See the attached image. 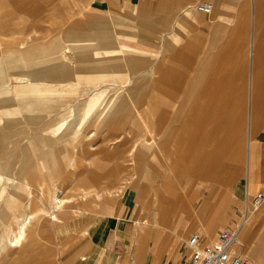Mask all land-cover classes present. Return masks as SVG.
<instances>
[{"label": "rangeland", "instance_id": "374dc122", "mask_svg": "<svg viewBox=\"0 0 264 264\" xmlns=\"http://www.w3.org/2000/svg\"><path fill=\"white\" fill-rule=\"evenodd\" d=\"M204 3L214 5L212 17L204 13L198 18L196 16L198 12L195 8ZM101 4L102 3H100V1L97 2V0H0V71H2L0 83H3L9 91L15 93L12 96V108L9 106L4 108L6 117L4 120L0 118V203L4 200L5 196L10 195V191L13 189L10 186L14 185L17 179L25 177L30 184H32L31 203H29L28 210L34 211L42 207H50V203H44L43 200L45 198L42 199L41 196L43 194L48 195V187L46 185L45 188L42 189V186L39 185L45 182L47 184L49 183L50 193L58 196L59 200L65 201L64 210L58 214L63 222H58L56 224L57 227L62 229L69 225H73V222L81 219L83 222V237L87 236V228L90 225L89 221L91 219L101 217L102 220H104L112 213L118 215L120 208L127 204L137 203L135 210L137 220L145 216L146 208L149 206L150 223L157 225L162 224L163 226H167V224L161 223V214L170 210V208L165 209L163 207H156L155 204L170 202H168V199L165 197L163 198L161 194H159L158 197L156 196L157 200L154 202V187H150L146 190L139 185L141 180L140 172L133 168V166L137 167L134 159L137 155V151L135 157L134 153L130 151L137 138H134L133 129L123 130L120 127L108 126L109 122L106 121L108 117H104L102 114L106 109L104 102L107 98H112V96H106L105 90L109 88L107 95L113 94L114 92L123 93L126 88L131 87L133 84V80H129V76L131 79L135 75H158L154 72L162 57L165 41L171 40L174 45L177 44L175 46L176 49L186 44L189 39L198 37H202V40L198 42L199 44L201 43L202 49L205 48V45L212 38L219 39L218 44L220 45L228 43L232 34V29L238 27V18L242 19L243 28L248 29V35L246 37L247 47L226 48V56L224 58L218 56L219 54L217 52L220 50L223 51V49H215V55L214 49L210 48L209 54L212 55V59L214 56V59L211 62L208 61L206 66L207 68L209 67L210 75L227 76L236 75L237 73H239V75H245L244 69L241 67L242 60L244 61V59L247 64L246 75H250L251 68V48L248 43L250 38L249 25L251 23L253 8L252 0H194L183 9L174 7V0H142L140 7L138 5V0H119L118 6H113L112 8L104 6L108 12H102L99 15L101 19L111 21L114 18H109V12L111 14H118L129 20L132 24H135V28L142 27L147 30L148 35L145 39L131 43V50L133 49L136 51L130 58L133 59V63L124 65L123 62L125 61L120 60L122 65L120 68L115 69L114 72L108 70L107 72L97 73L98 71L106 69L107 56L100 53V49L95 47L94 42L93 45H90V41L87 43H77V45L81 46L78 50L96 53L94 56L89 55L83 59V63H88L90 73L74 74V71H79V67H77L71 71L74 75H71L69 79L70 86L68 85L65 87L77 96L82 94V97L47 96V94L40 92L46 86L45 84L42 86L36 84L35 86L37 89L32 91L33 88L32 85H30L31 80L27 75L31 70L27 71L28 67L26 66L30 64L34 67V65L38 63L42 64L43 60L48 61L49 58L47 60V56H45L43 52L48 48L58 47V44L60 45L58 40L62 42L57 53L65 56L68 60L70 58L72 64L78 65V62H76L77 59L74 60L71 58V53L68 49V46L74 42V36L78 35V33L73 31V21L82 22L88 18L89 14L99 13L98 10ZM220 8L222 10L221 13L218 12ZM186 10H192V14L184 17L183 14ZM177 11L179 14H171ZM138 12L142 13L139 15L140 18L136 16ZM244 13H246V15H244ZM142 19L150 20L151 23L144 25L141 21ZM42 25L49 27L51 31H41ZM11 26L13 28H28L30 30L38 28V31L15 32L7 30L10 29ZM114 26L119 32L125 30L124 32L130 33L128 29H122L126 28L125 26L123 27L117 23H114ZM29 35L31 39L28 40ZM16 36L18 37L16 38ZM24 40H28L27 45L24 48H19L20 43ZM71 40L72 43H68ZM65 42L66 44H64ZM17 49L26 52V54L21 53L24 56L17 55L22 58L25 63L21 62L19 65L17 63L10 65L7 62L9 57L8 54L10 55L8 51ZM102 49L105 53H110V49L105 47ZM119 49L120 48L113 49V58L121 57ZM55 53L56 52H54V54ZM11 55L14 58L16 54L11 53ZM80 61L81 59H79V62ZM91 62L97 64H91ZM63 64L64 63H61V65ZM107 64L111 65L112 63L108 61ZM114 67L117 66L115 65ZM59 69L65 68L61 66ZM106 75H113L116 78H111L106 81ZM120 75L124 79L123 82L117 78V76ZM52 76L53 75H48L50 79H52ZM74 77L77 80H74ZM79 79H82L80 84L72 86L74 81V83H79ZM55 80L58 82L68 81H66V79ZM137 82L138 81L135 80L133 87L137 86ZM94 89L98 91L94 92L96 95H91ZM16 94L18 95L17 97H15ZM48 99L50 100L44 101ZM6 103L9 104L8 101ZM94 107L96 108L92 111V117L82 130L80 129V132L78 128L79 122L84 121L86 112ZM30 108L31 110L28 111ZM72 109H79L81 112L77 118L76 124L72 128V130L74 129L73 134L67 133L65 135L66 131L69 129V124L66 123V125H64L61 119L69 117L72 114ZM111 122L112 121H110V123ZM76 131H79V133L77 132L78 135L74 134ZM89 132L94 133L90 142L86 141L84 138V135ZM262 135L264 136V131H262ZM38 136L53 139L50 140L53 141L52 146L61 148L65 145L68 148L66 150V158L63 159L61 163L58 162L59 168L55 174H43L37 170L38 168H35L41 164V160L48 156L46 154L47 151L42 149L39 150L38 145L41 144ZM263 136H261L256 150L259 152L261 160L263 159V164L259 169L257 177L264 185ZM76 137L78 139L74 141ZM122 137L126 138V140L129 139V144L123 145ZM91 146L93 149H90ZM34 147H36V149L33 150ZM59 156L61 155H57L56 159ZM73 164L76 168L72 167ZM245 182V175L237 172L235 185L240 186V188L242 187V194L239 196V200L234 198L233 206L235 211L228 222L210 237L200 228L186 229L183 226L180 227L182 228L181 237L176 238L163 264H171L174 260L176 251L179 249H182V256L175 264H189L190 249L187 241L195 232L204 235L208 243L216 241L220 232L230 227L233 220L238 218L239 211H244L245 209L247 197L244 188ZM89 187L91 189H89ZM263 187L264 186H260L258 189L252 190V195L257 193L264 194ZM2 188L6 189V191H2ZM86 188H88L87 191H85ZM204 192L205 191H203V193ZM29 193L28 190L24 189L21 193L22 196L16 201L14 208L26 203ZM189 202L190 204L198 203V201L194 199ZM80 211H82V213H80ZM181 218V215L176 217L179 221ZM48 221V217H40L37 220H32V222L28 224V233L34 229L36 224L40 227L35 239L38 241V246L34 245L33 250L35 252L31 255L29 264L72 263V257L76 258V252L84 251V245L87 244L85 238L74 243L73 236L76 234L81 235V233H73V228L71 227H68L65 231L59 230V232H56L57 230L53 227L50 228L47 226ZM10 222H14L13 217L10 218ZM151 224L145 223L143 224L144 227L141 224V232L143 234L146 233L144 235L142 234L143 237L149 233L150 228L155 229L156 226ZM83 227L85 228L83 229ZM0 229H2V226ZM102 234L103 232L101 230L92 235L94 240L93 243H91L92 246L93 244L95 245V242L97 239H100ZM254 235L255 237L253 238ZM117 237L121 240H118L119 242H117L114 248L115 250L112 252L115 264H147L150 261L151 250L148 246L144 249L142 257L138 258V251H136L137 256L135 254L136 244L131 245L127 251L124 248L123 237L118 235ZM109 238L113 239L115 235L112 233ZM154 241L155 239L151 238L149 243L146 241L145 244L148 243L150 247V244ZM109 242L111 243V241ZM25 243L26 242H24L22 246H19V243L16 247L9 248L7 252L9 257L6 255L0 264L12 262V264H15V262L18 261L17 253L20 252V248L23 247ZM110 243L106 244V248L112 251ZM243 245L244 252L240 253L237 247L234 246L233 250L235 253L246 256L252 260L253 263L260 256L262 258L260 264H264L263 233L253 234L252 230L250 238H248ZM13 257H15V260H13Z\"/></svg>", "mask_w": 264, "mask_h": 264}, {"label": "crops", "instance_id": "0c3cea01", "mask_svg": "<svg viewBox=\"0 0 264 264\" xmlns=\"http://www.w3.org/2000/svg\"><path fill=\"white\" fill-rule=\"evenodd\" d=\"M98 1L102 3L98 10L99 13L89 14L88 18L82 22L73 21V31L78 35L74 36V42L69 46L89 41L93 44L94 42L95 47L100 49V53L107 56L106 69L97 73L108 70L114 72L115 69L121 67L120 60L125 61L124 65L133 63V59L130 58L136 51L131 50V43L145 39L148 33L145 28H135V24L118 14L109 12V18H114L111 21L101 19L99 14L108 12L105 7L118 6L119 0ZM192 1L194 0H174V7L183 9ZM252 1L248 45L250 48L253 46L251 48L253 49L251 50L253 84L250 81L252 75H246V72L245 75H239V73L228 76L210 75L209 67L206 66L210 48L214 49L215 55V49H223V51L217 52L218 56L224 58L226 48L247 47L248 29L243 28L242 19L238 18V27L232 29L228 43L220 45L218 44L219 39L212 38L202 49L201 43H198L202 37H198L189 39L186 44L176 49L177 44L174 45L171 40L165 41L162 57L154 72L158 75H135L131 79L129 76V80H133V84L135 80L138 83L136 87H133L132 84L131 87L126 88L123 92L124 95L122 92L107 95L109 88L105 90L106 96H112L105 101L107 110L115 100L119 99L120 104L118 108L110 110L106 120L109 122L108 126L120 127L123 130L133 129L134 138H137L130 151L134 153V157L137 151L134 158L137 167L133 166V168L140 172L139 185L146 190L154 187V202L159 194L170 202L155 204L156 207L170 208L160 217L161 223L167 224V226L150 223L149 206L146 208L145 216L137 220L135 214L137 203L122 206L118 215L112 213L104 220L101 217L91 219L86 237H83L82 234L83 222L81 219L62 229L50 222L49 227L54 226L56 232L65 231L71 227L73 233H81V235L73 236L74 243L81 241L82 238H85L87 242L84 245V251H77L76 258L72 257V263L69 264H110V262L115 264L112 252H114L118 240H121L117 235L123 237L124 248L127 251L131 245L136 244L135 254L138 251V256L136 254L138 258L142 257L144 249L148 246L151 250V258L147 264H163L176 238L181 237L182 228L180 227L200 228L210 236L228 222L235 211L234 198L239 200V196L242 194V187L235 185L237 172L245 175L246 196L248 193L252 194V190L264 186L257 177L263 159L261 160L259 152L256 150L260 138L263 136L262 131H264V74L257 75L255 79L254 73L257 48L263 49L261 56L264 58V0ZM141 4L142 0H138L139 7ZM195 10L198 12L196 14L198 18L204 14L197 7ZM221 11L220 8L218 12L221 13ZM141 14L138 12L137 18H140ZM171 14H179V12ZM191 14L192 10H186L183 16ZM208 16L212 17V13ZM141 21L144 25L151 23L147 19ZM114 23L125 26L126 28L122 29H128L130 33L124 32L125 30L117 31ZM7 30L28 32L38 31V28L30 30L11 26ZM41 31L47 32L51 29L43 26ZM58 41L60 48L62 41ZM68 43H72V40ZM103 47L110 49V53H105ZM115 48H121L120 58L112 57ZM252 57L250 58L251 67ZM71 58L76 60L75 55H71ZM59 60H48L42 63L44 65L42 75L53 76L52 79L45 81L46 86L40 92L53 97H82V94L77 96L65 87L70 84L71 75L90 73L88 63L81 62L78 65L79 71H74L73 74L68 68L56 69L62 63ZM108 61H111L112 64L108 65ZM69 63L70 58L67 64L69 65ZM115 65L117 67H114ZM26 67H28L27 71L33 69L30 64ZM42 78L44 79V76ZM111 78L116 77L106 75V81ZM117 78L124 81L121 75ZM55 79L68 81L58 82ZM74 80L77 79L74 77ZM81 80H78L79 83H74V81L72 86L80 84ZM95 91L98 90L94 89L91 95L95 94ZM122 138L123 145L129 144V139ZM203 191L205 192L203 193ZM193 199L198 203L190 204L189 201H193ZM178 215L182 216L180 221L176 219ZM260 221H264V214ZM145 223L156 227L155 229L150 228L149 233L143 237L146 233L141 232V224ZM101 230L103 234L92 246L91 243L94 241L92 235ZM37 233L38 228L29 233L31 238L28 237L29 240L20 248V252L17 253L18 261L15 264H29V259L35 252L34 245L38 246V241L35 240ZM112 233L115 235L113 239L109 238ZM151 238H154L155 241L149 247L148 243ZM146 241H148L147 244H145ZM107 243L111 244L112 251L106 248ZM81 255H85L86 259H82ZM181 256L182 249H179L171 264L177 263Z\"/></svg>", "mask_w": 264, "mask_h": 264}, {"label": "bare ground", "instance_id": "6f19581e", "mask_svg": "<svg viewBox=\"0 0 264 264\" xmlns=\"http://www.w3.org/2000/svg\"><path fill=\"white\" fill-rule=\"evenodd\" d=\"M202 5H208L209 7V11H206L202 8ZM198 10L201 11L202 13H206V14H210L213 12V8L214 6L212 4H201V5H198L197 6ZM253 22V21H252ZM253 25V23H252ZM28 40L31 39L30 35L28 36ZM28 40H24L20 43L19 45V48H24L26 45H27V41ZM250 41H253V40H250ZM66 44V42H65ZM253 44V42H252ZM90 45H93L92 43H90ZM81 46L80 45H72V46H68V49L71 53V55H75L76 56V59H77V62H78V65L83 62V59H85L86 57H88L89 55L90 56H94L96 53L95 52H85V51H82V50H78ZM253 47V46H252ZM251 47V48H252ZM59 50V47H52V48H48L46 51L43 52V54H45V56H47V60L49 58L50 61H62V63H64L63 65L59 64V66L56 67V69L58 68H61V66H63L65 69H70V71H73L74 69H76L77 67H79L78 65H74L72 64L71 62L69 63V65L67 64V62L69 61L65 56H62V55H59L57 52ZM253 50V49H251ZM263 49H259L257 48L256 50V55H255V61H254V73H255V79L257 77V75H261V74H264V71H263V68H264V58L261 56L262 54V51ZM119 51L121 52V48L119 49ZM10 53V55L8 54V59H7V62L10 64V65H14V63H17L18 65L23 62L25 63L24 60H22V58H20L19 56L17 55H22L23 53L26 54V52L24 51H20L19 49L17 50H11V51H8ZM54 52H56L54 54ZM11 53H15V57L13 58ZM18 53V54H17ZM20 53V54H19ZM22 53V54H21ZM94 53V54H93ZM253 53V52H252ZM48 54H52V55H48ZM121 54V53H120ZM249 54V53H247ZM14 55V54H13ZM252 55V54H251ZM24 56V55H22ZM49 56V57H48ZM80 56V58H79ZM253 56V55H252ZM251 56V57H252ZM262 57V58H260ZM79 59H81V61L79 62ZM213 59H214V56H213ZM212 55L209 54L208 56V61L211 62L212 60ZM65 61V62H64ZM207 61V62H208ZM43 62H46L43 60ZM250 62H251V59H250ZM1 66V65H0ZM21 66V65H20ZM44 65H42L41 63H38L37 65H34L33 69L30 71L29 74H27L29 77H30V80H31V83L30 85H32V91H35L37 88H36V84H39L40 86L44 85L45 84V81L50 79L48 77V75H42V71L44 69L43 67ZM241 67L244 69V74L246 72V69H247V64H246V61L244 59V61L242 60V63H241ZM13 70V69H12ZM251 75H252V78H251V82L253 84V57H252V67H251ZM14 71V70H13ZM1 74H2V71H1ZM0 74V75H1ZM250 75V76H251ZM44 76V79L42 78ZM26 77V76H25ZM241 79V78H240ZM239 79V80H240ZM138 83V82H137ZM255 83H256V80H255ZM221 84V83H220ZM8 86V85H7ZM12 87V86H10ZM29 87V86H27ZM244 88V87H243ZM18 91V90H17ZM242 92H243V89H242ZM252 92V91H251ZM15 93L12 92V91H9L5 85L3 83H0V118L1 120H4V118L6 117L5 116V111H4V108H6L7 106L11 107V104L13 102V98L12 96L14 95ZM120 94V93H119ZM123 94V93H122ZM241 94V93H240ZM27 95V94H26ZM29 95V94H28ZM103 95V94H102ZM124 95V94H123ZM18 95L16 94L15 97H17ZM251 97V96H250ZM50 99L48 100H44V101H49ZM119 100V99H118ZM118 100H115L112 102L111 106L109 107V110L105 109V111L103 112V116L104 117H108L109 114H110V110L112 109H116V107H119L120 104L118 102ZM9 102L6 103V102ZM38 101V100H37ZM42 101V100H40ZM105 103V102H104ZM106 104V103H105ZM251 104V103H250ZM95 105V104H94ZM12 108V107H11ZM96 107L88 110L86 112V114L84 115V121L82 122H79L78 124V128H79V131L80 129L82 130V128L86 125V123L90 120V118L92 117V111L95 109ZM31 108L28 110L30 111ZM13 111V110H12ZM72 114L69 116V117H66V118H63L61 119V122L64 123V125L69 124V129L68 131H66L65 135L67 133H71L73 134V131L74 129L72 130L73 126L76 124L77 122V118L79 117L80 115V110H75V109H72ZM250 112V111H249ZM14 114V113H12ZM250 114V113H249ZM8 117V116H7ZM8 120V118H7ZM79 120V119H78ZM60 122V121H59ZM61 126V125H60ZM48 130V129H47ZM79 131H76L74 134L75 135H78ZM59 132V130H58ZM57 132V133H58ZM78 132V133H77ZM81 132V131H80ZM63 135V136H65ZM94 133L92 132H89L87 133L86 135H84L85 137V140L86 141H91V138L93 137ZM42 136V135H41ZM39 138V141H40V144L41 145H38L39 146V150L42 149L44 151H47V155L46 156L47 158H44L43 160H41V164H39L38 166H36L35 168H38L37 170H39L40 173H48V174H55L57 171H58V162L61 163L63 161V159L66 158V150L68 149L67 146H63V147H56V146H52V143L53 141H50V140H53V139H48V138H44V137H40L38 136ZM78 139L77 137L74 138V141ZM72 144V143H70ZM90 144V143H89ZM92 144V143H91ZM36 149V147L33 148V150ZM90 149H93V147L91 146ZM43 154V153H42ZM57 155H61L59 157H57L56 159V156ZM75 164V163H74ZM73 164L72 167L76 168L75 165ZM37 165V164H36ZM23 167V166H22ZM76 170V169H75ZM42 186V189L45 188V186L47 185L48 187V195H41L42 196V199L44 203H50V207H42V208H39L37 210H34V211H29L28 208H29V203H31L30 199H31V189H32V184H30V182L28 181L27 178L25 177H21L19 179H17L14 183V185L10 186L12 187L11 189V193L9 196H5L4 200H2V202L0 203V228L2 226V229H0V262L2 261V259L4 257H6L7 255V252L9 250V248L11 247H16L19 243L20 245L19 246H22V244L24 242H26L27 240H29L28 237L29 236V233L31 232H27V228H28V224L32 222V220H37L39 219L40 217L44 218V217H48L49 218V221L47 222V226L49 227V223L50 222H53L55 226H57L56 224L58 222H61L62 221V218L58 216L59 212L61 213L63 210H64V204H65V201L63 200H59L58 199V196H55L53 194L50 193V184L48 183H43V184H39ZM3 189V190H2ZM1 190L2 191H6V189L2 188ZM28 190L30 193L27 195V202L24 203L23 205H20L19 207L17 208H14V206L16 205V201L19 200V198L22 196V191L23 190ZM89 189H91L89 187ZM88 188H86L85 191H87ZM8 192V191H7ZM248 193V192H247ZM248 194H251V193H248ZM89 195V194H88ZM248 196V195H247ZM1 197V196H0ZM98 197V196H97ZM60 198V197H59ZM164 198V197H163ZM247 198V197H246ZM69 199V198H68ZM159 200V199H158ZM163 201V200H162ZM80 213H82V211H80ZM86 213V212H85ZM90 213V212H89ZM84 214V213H83ZM264 214V199H263V202L257 207V208H254L251 212H250V215L249 217L247 218V221L245 223V225H243V228L241 229L239 235H238V239L235 243L234 246L237 247V250L242 253L244 252V245L243 243L248 239L250 238V233L251 231L253 230V234L256 233V234H264V221H260V218L261 216ZM13 217V223L10 222V218ZM68 219V218H67ZM63 222V221H62ZM66 222V221H65ZM99 223V222H98ZM143 225V224H142ZM54 227V226H53ZM144 227V225H143ZM35 228H38V231L40 229L39 225H35L34 229ZM57 228V227H56ZM85 227H83L84 229ZM42 229V228H41ZM33 231V230H32ZM35 231V230H34ZM37 231V230H36ZM195 233H199V232H195ZM93 234V232H92ZM194 234V233H193ZM201 234V233H200ZM32 235V234H30ZM202 235V234H201ZM211 236V235H210ZM209 236V237H210ZM257 236V235H256ZM255 237V235L253 236V238ZM31 238V237H30ZM89 238V237H88ZM141 239V238H140ZM187 243H189V240L187 241ZM233 246V247H234ZM246 247V246H245ZM236 250V249H235ZM82 256V259H86V256L85 255H81ZM80 256V257H81ZM7 257H9V255H7ZM103 257V256H102ZM15 260V257H13ZM8 259V258H7ZM81 259V258H80ZM249 259V258H248ZM261 257L259 256L257 258V260L253 263L252 260H250V263L251 264H260L261 262ZM10 260V259H8ZM101 262V261H100ZM13 263V262H12ZM12 263H8V264H12ZM78 263V262H77ZM111 264V262H110Z\"/></svg>", "mask_w": 264, "mask_h": 264}, {"label": "built area", "instance_id": "2783aa9c", "mask_svg": "<svg viewBox=\"0 0 264 264\" xmlns=\"http://www.w3.org/2000/svg\"><path fill=\"white\" fill-rule=\"evenodd\" d=\"M202 8L209 11L208 5H202ZM263 199V193L248 194L244 211L238 213V218L233 220L230 227L220 232L213 243H208L204 235L194 233L188 243L189 264H251L246 256L235 253L233 246L248 215L263 202Z\"/></svg>", "mask_w": 264, "mask_h": 264}]
</instances>
